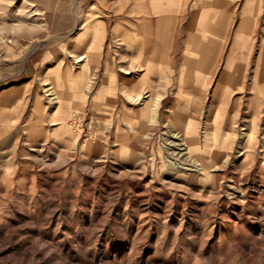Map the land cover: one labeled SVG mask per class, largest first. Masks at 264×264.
<instances>
[{
  "label": "rangeland",
  "instance_id": "rangeland-1",
  "mask_svg": "<svg viewBox=\"0 0 264 264\" xmlns=\"http://www.w3.org/2000/svg\"><path fill=\"white\" fill-rule=\"evenodd\" d=\"M12 2L0 264H264V0Z\"/></svg>",
  "mask_w": 264,
  "mask_h": 264
},
{
  "label": "bare ground",
  "instance_id": "bare-ground-1",
  "mask_svg": "<svg viewBox=\"0 0 264 264\" xmlns=\"http://www.w3.org/2000/svg\"><path fill=\"white\" fill-rule=\"evenodd\" d=\"M7 1V2H11V0H0V9H3L2 5L4 4V2ZM16 0H13L12 3H14ZM257 1V0H256ZM264 6V5H262ZM10 7V6H9ZM75 7V6H74ZM10 9V8H9ZM38 10V9H37ZM37 10H33V8L29 11L31 13V11L33 12V16H36L34 19H31L30 18H19L17 19L19 21V28L21 29L22 27L26 28V29H32L34 27H42V23H40V20H39V17H37ZM1 11V10H0ZM4 11V10H3ZM6 12V11H5ZM8 14V13H7ZM75 18H76V24H78V13H73ZM168 15V14H167ZM10 16L13 18L17 17V10L16 11H13V13L10 14ZM145 17V16H144ZM137 19V18H136ZM248 19V18H247ZM52 20V19H51ZM29 21V22H28ZM153 22V20H151ZM154 23V22H153ZM15 25V24H13ZM48 25V24H47ZM13 28H16L15 26ZM90 28V25H88L87 29ZM40 30V29H39ZM58 36V35H57ZM55 37V36H54ZM52 38V36H51ZM1 39V38H0ZM53 40V39H51ZM50 40V42H51ZM132 41V40H131ZM48 42V41H47ZM91 44V43H90ZM69 56H72L74 57V59H76L77 61L76 62H83L81 63L82 66H84V68H86V70H89L90 69V53L88 52V50H85L84 52L82 53H79V54H76V53H73L72 55H69ZM49 84V87L46 89L47 91V95H48V100L50 102V104H56L60 98L59 97V93L56 91V88L54 85H51L50 82H47L45 83V85H48ZM58 88V87H57ZM60 92V91H59ZM222 125V124H221ZM224 125V124H223Z\"/></svg>",
  "mask_w": 264,
  "mask_h": 264
},
{
  "label": "crops",
  "instance_id": "crops-1",
  "mask_svg": "<svg viewBox=\"0 0 264 264\" xmlns=\"http://www.w3.org/2000/svg\"><path fill=\"white\" fill-rule=\"evenodd\" d=\"M229 60V59H228ZM229 63H230V60L229 62L227 63L226 67H224V77L226 79V77H229V71H228V68H229ZM92 62H91V65L92 66ZM92 68V67H90ZM253 85H254V88H257L258 91H260V96L257 97V101H253L251 100V102L249 103V106L251 107L253 113L255 114V116H258V113L259 112H262V107H264V94H262V87L264 85V66L262 67H258L257 66V69L255 71V73L253 74ZM44 82V80L42 81ZM219 110H217V112L219 113Z\"/></svg>",
  "mask_w": 264,
  "mask_h": 264
}]
</instances>
